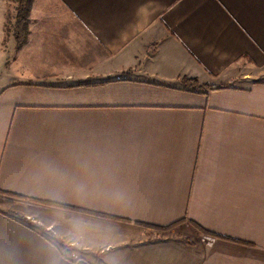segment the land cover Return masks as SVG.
Listing matches in <instances>:
<instances>
[{
  "label": "crops",
  "instance_id": "0c3cea01",
  "mask_svg": "<svg viewBox=\"0 0 264 264\" xmlns=\"http://www.w3.org/2000/svg\"><path fill=\"white\" fill-rule=\"evenodd\" d=\"M17 3L0 189L88 212L0 198V264H264V0Z\"/></svg>",
  "mask_w": 264,
  "mask_h": 264
},
{
  "label": "trees",
  "instance_id": "16d2710c",
  "mask_svg": "<svg viewBox=\"0 0 264 264\" xmlns=\"http://www.w3.org/2000/svg\"><path fill=\"white\" fill-rule=\"evenodd\" d=\"M17 1H18V5H17V14H16V24H15L14 36H15V39H16V47L20 48L26 43V41L28 39V36L30 34V29H29L30 11H31V7H32V4H33L34 0H17ZM222 87H224V86H218V87H215V88H222ZM0 192H2L4 194H7V195L17 196V197H20V198H28L27 196L20 195V194H17V193H13V192H9V191H4V190H1V189H0ZM29 199L34 200V201L43 202V203L50 204V205L64 206V207H69V208H73V209H77V210H82V211L88 212V210H86L84 208H79V207H75V206L61 204V203H58V202L39 200V199L33 198V197H29ZM96 213L104 215V216H110V215L102 213V212H96ZM143 224L146 225V226L167 229L169 227H172L174 223L170 224L168 226H156V225L148 224V223H143ZM194 224L197 225L196 223H194ZM197 226L202 231H204V232H206L208 234H211L213 236L214 235L215 236H219L218 234L210 232V231L206 230L205 228H202L199 225H197ZM220 237L229 238L227 236H220ZM237 241H239V240H237Z\"/></svg>",
  "mask_w": 264,
  "mask_h": 264
},
{
  "label": "rangeland",
  "instance_id": "374dc122",
  "mask_svg": "<svg viewBox=\"0 0 264 264\" xmlns=\"http://www.w3.org/2000/svg\"><path fill=\"white\" fill-rule=\"evenodd\" d=\"M18 4V3H17ZM15 5L14 3H12V6ZM14 9L12 8V10L10 11V16L8 17L7 21H6V24H5V29H6V32H7V35H11L12 32L15 30V24H16V14H17V11H15V15H14ZM6 41V40H5ZM0 194H4L2 192H0ZM6 196H3L1 195L0 198L2 199L3 197L5 198H9V197H12L13 199L7 201L8 203H11L13 206L17 205L19 207H17L19 210L17 212H15L16 214H18L21 210H27V208L29 209V206L28 205H24L25 203H30V201H32L31 199H23V198H20V197H17V196H13V195H7V194H4ZM21 195V194H20ZM8 196V197H7ZM0 199V201H2ZM21 200V202H19ZM25 202V203H24ZM33 202V201H32ZM39 202V201H38ZM46 204V203H45ZM170 228V227H169ZM168 229V228H167Z\"/></svg>",
  "mask_w": 264,
  "mask_h": 264
}]
</instances>
